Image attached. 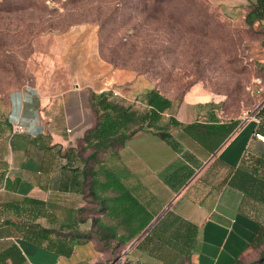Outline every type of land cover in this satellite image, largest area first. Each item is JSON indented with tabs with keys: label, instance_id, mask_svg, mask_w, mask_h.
Here are the masks:
<instances>
[{
	"label": "crops",
	"instance_id": "crops-1",
	"mask_svg": "<svg viewBox=\"0 0 264 264\" xmlns=\"http://www.w3.org/2000/svg\"><path fill=\"white\" fill-rule=\"evenodd\" d=\"M246 1L219 2L230 11ZM90 57L96 68L69 71L64 87L25 86L0 105V264H264L259 120L241 121L213 152L173 126L96 149L85 141L99 116L90 93L144 109L155 86ZM199 89L163 115L227 122Z\"/></svg>",
	"mask_w": 264,
	"mask_h": 264
},
{
	"label": "rangeland",
	"instance_id": "rangeland-1",
	"mask_svg": "<svg viewBox=\"0 0 264 264\" xmlns=\"http://www.w3.org/2000/svg\"><path fill=\"white\" fill-rule=\"evenodd\" d=\"M219 1L0 0V105L25 86L64 87L97 53L174 104L197 87L221 118L260 121L264 25L245 22L250 1Z\"/></svg>",
	"mask_w": 264,
	"mask_h": 264
},
{
	"label": "trees",
	"instance_id": "trees-1",
	"mask_svg": "<svg viewBox=\"0 0 264 264\" xmlns=\"http://www.w3.org/2000/svg\"><path fill=\"white\" fill-rule=\"evenodd\" d=\"M260 19H264V0H255L252 9L245 15V22L248 25H253L255 20ZM89 99L93 110L99 116L95 126L87 132L85 141L95 140L93 145L96 149L105 148L109 144L122 143L125 138L144 128H152L160 136L167 137L169 136V128L173 126L181 128L191 138L213 152L240 123L238 119L231 118L223 123L203 124L194 122L184 125L173 116H169L167 121L161 122L163 113L169 110L172 100L163 95L156 87L142 93L139 101L145 105V108L141 110L134 107V103L126 104L120 99L111 98L109 93L96 94L91 92ZM260 116L258 132L264 135V106L260 110ZM91 143L89 142V144ZM247 181L259 182L260 180L248 175ZM130 239H133V236L127 238L126 241ZM99 240L103 241L105 245H109L106 235L99 236ZM119 241L125 243L124 239Z\"/></svg>",
	"mask_w": 264,
	"mask_h": 264
},
{
	"label": "built area",
	"instance_id": "built-area-1",
	"mask_svg": "<svg viewBox=\"0 0 264 264\" xmlns=\"http://www.w3.org/2000/svg\"><path fill=\"white\" fill-rule=\"evenodd\" d=\"M13 131L15 132H24V127L21 124L13 125ZM254 137L260 142L264 143V135L260 132H254Z\"/></svg>",
	"mask_w": 264,
	"mask_h": 264
},
{
	"label": "water",
	"instance_id": "water-1",
	"mask_svg": "<svg viewBox=\"0 0 264 264\" xmlns=\"http://www.w3.org/2000/svg\"><path fill=\"white\" fill-rule=\"evenodd\" d=\"M136 240H137V239H135V241H136ZM135 241H134V242H135Z\"/></svg>",
	"mask_w": 264,
	"mask_h": 264
}]
</instances>
